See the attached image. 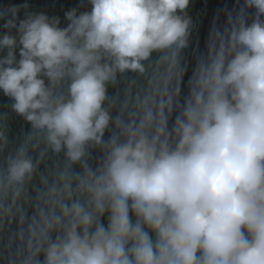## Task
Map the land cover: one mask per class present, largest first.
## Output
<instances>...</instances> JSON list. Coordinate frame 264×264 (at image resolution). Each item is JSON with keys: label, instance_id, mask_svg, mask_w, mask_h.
Returning a JSON list of instances; mask_svg holds the SVG:
<instances>
[{"label": "clouds", "instance_id": "obj_1", "mask_svg": "<svg viewBox=\"0 0 264 264\" xmlns=\"http://www.w3.org/2000/svg\"><path fill=\"white\" fill-rule=\"evenodd\" d=\"M89 3L66 10L63 27L27 0L0 9L3 27L17 30L0 34V91L65 161L26 264H41V253L42 264H264V0H243L255 9L250 22L240 10L212 31L183 99L170 85L188 44L189 0ZM154 51L166 62L162 98L146 95L113 117L108 83L144 73ZM89 148L100 152L95 167ZM35 167L24 145L6 157L0 212ZM73 191L83 198H59Z\"/></svg>", "mask_w": 264, "mask_h": 264}, {"label": "trees", "instance_id": "obj_2", "mask_svg": "<svg viewBox=\"0 0 264 264\" xmlns=\"http://www.w3.org/2000/svg\"><path fill=\"white\" fill-rule=\"evenodd\" d=\"M25 0H0V9H6L13 5H22ZM89 0H27V10L33 13L43 12L48 17H58V26H66L67 20L64 12L70 8H76L77 13L90 10ZM243 10L246 22H250L255 14L253 6L244 9L243 0H189L184 10L190 18L188 44L178 54V70L170 87L178 90L183 99L189 85V78L194 69L208 50L209 39L214 29H223L229 15L235 17L237 12ZM24 9L20 8L16 15V22L24 18ZM7 17V14H6ZM264 19V16L261 17ZM4 19L0 18V34L8 32L16 35V28L3 27ZM18 47L14 54L18 58ZM3 54V53H0ZM163 52L154 51L148 61H145L144 73L125 72L117 73L116 80L107 85L109 99L105 106L111 115L122 117L126 112L134 110L137 101L146 95L156 100L162 98L160 88L163 86L165 61L158 59ZM47 84V78L42 77ZM60 91L66 93V81L60 85ZM12 100L0 91V132L4 134L5 141L0 144V170L6 163V157L14 152L20 145H24L30 156L36 162V167L30 178L24 182L19 196L14 200L6 196L5 205L11 202V208L7 212H0V264H26L29 256V241L32 230H39L40 219L48 214L54 207V202L49 200L45 193L49 185L57 182V173L65 166L63 151L54 153L44 145L42 133L30 127L20 115L11 110ZM106 129L104 139L110 134ZM87 162L95 167L100 157L97 148L87 150ZM72 170H80L79 162L72 165ZM59 198L69 201L73 198H83L82 193L73 191L70 195L59 193ZM58 212V207L55 208ZM106 214L101 217V223L106 224ZM55 233H52L54 238ZM37 260L43 261V254L37 256Z\"/></svg>", "mask_w": 264, "mask_h": 264}]
</instances>
